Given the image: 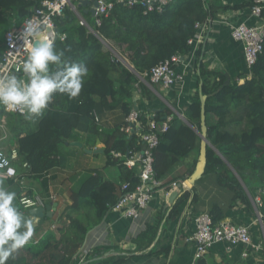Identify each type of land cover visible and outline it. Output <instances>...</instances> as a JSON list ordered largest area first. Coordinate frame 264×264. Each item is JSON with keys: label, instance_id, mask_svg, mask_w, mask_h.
Listing matches in <instances>:
<instances>
[{"label": "trees", "instance_id": "16d2710c", "mask_svg": "<svg viewBox=\"0 0 264 264\" xmlns=\"http://www.w3.org/2000/svg\"><path fill=\"white\" fill-rule=\"evenodd\" d=\"M43 1L46 0H0V9L14 16L17 28ZM211 17L212 9L206 0H173L162 13L147 15L137 8L116 5L110 15L101 18L100 26L88 15L89 26L82 24L70 10L56 20L57 27L61 28L66 38H56L55 49L64 53V59L85 64L88 76L84 78V86L77 99L70 100L67 96L55 94L44 115L31 121L23 115L8 113L0 105V126H5L11 145L16 144L19 151V161L15 163L17 173L19 175L24 170V177L42 179V187L47 192L45 173L60 165V146L74 139L75 132L79 131L101 139L107 165L119 167L120 179L119 182L111 181L104 179L99 172L91 174L82 187L71 194L72 203L61 214L60 219L67 218L70 225L67 229L63 226L57 229L60 238L49 234L36 246L28 244L24 250H18L14 258H9L7 264H22L23 251L33 258L42 256L40 264H77L74 257L89 231L101 224L107 213L117 205L120 186L128 183L130 191H133L141 183L137 167L128 168L123 165V160L111 155L118 152L128 157L140 152L139 135L135 131L130 135L123 132L125 122L108 131H100L93 113L120 107L127 118L133 110L132 96L136 84L143 95L151 99L153 93L143 86L138 77H143L175 54L189 55L192 46L188 42L196 35V24L205 23ZM4 35L0 32V53L3 51ZM104 42H109L125 55L132 68L121 63ZM201 54L199 52L197 58V91L184 113L185 120L173 115L169 109L140 113L139 121L144 127L152 114L157 122L163 121L165 115H173L168 130L160 136L154 151V178L161 182L157 190L169 191L172 182H185L196 168L201 142L198 133L201 132L199 87L202 83V94L207 99L208 140L213 147L207 150L205 175H217L221 186L234 193L233 203L240 199L249 204L244 188L250 190L251 184H259L264 206V42L263 52L252 66L250 75L236 82L224 72L208 71L203 62L200 63ZM193 153H196L193 168L187 174H180L185 160ZM24 163H28L30 168L24 169ZM14 182L10 180L9 184ZM20 193H17L18 204ZM189 197V190L181 193L169 215L170 219L179 216L180 208ZM196 200L195 194L193 202ZM17 208L22 209L21 204ZM209 214L214 223L223 219L219 206H214ZM159 227L160 222L149 225L137 240H144L145 235L154 239ZM37 231L41 234L45 230L41 226L34 234L38 235ZM126 260L127 257H119L113 262L123 264ZM195 264H207V261L202 257Z\"/></svg>", "mask_w": 264, "mask_h": 264}, {"label": "crops", "instance_id": "0c3cea01", "mask_svg": "<svg viewBox=\"0 0 264 264\" xmlns=\"http://www.w3.org/2000/svg\"><path fill=\"white\" fill-rule=\"evenodd\" d=\"M252 1L206 0L207 5L212 9V17L203 30L197 52L192 58L191 56L186 58L189 66L186 68L178 66L177 68L178 72L183 75L184 81L170 89L142 83L153 93L151 99L144 96L139 85L136 84L132 96V109L138 110L141 114L161 112L165 109H169L173 115L178 117L184 114L197 91L199 52L202 53L200 63L203 62L208 71L224 72L234 82L241 81V78L248 76L243 45L233 39L232 31L240 24L251 27L264 24V18L252 17V5H248ZM226 6L231 8L226 10L224 8ZM91 9V6L80 8L76 4L75 11H70L79 22L89 26L87 15L94 19ZM13 17L12 14L0 9V20H5L6 23L7 20L13 22V26L8 27L3 33L6 34L16 28ZM61 31V28L57 27L58 34H62ZM97 114L100 118L97 123L100 131H108L118 125L121 126L126 121L120 107L115 110H103ZM173 115L170 117L165 115L163 121L159 123L166 122L169 118H173ZM0 129H4L1 132L3 139L7 140V143H3L0 148L9 153L12 148L16 147V144L11 145V138L4 125H1ZM76 132L74 139H69L60 146V165L45 173V178L48 179L47 192H44L42 187V179L24 177V170L19 173L18 181L13 184L0 180V186L7 190L16 193L21 191L19 204L17 200L15 201L16 206L19 207L20 198L25 194L40 195L46 199L51 195L56 196V201L48 204L57 205L54 208V214L50 218H44L37 227L43 226L45 231L41 234L37 231L38 235L34 234L29 244L36 246L49 234H55L57 239L60 238L57 229L61 226L67 229L70 225V220L67 218L60 219L61 214L67 206L71 205V194L78 191L91 174L99 172L104 179L119 182L120 169L115 165H107L101 139L95 135ZM74 143H80L82 146L79 147ZM195 159L196 153L186 159L184 166L179 170L180 174H187L193 168ZM259 186L253 183L250 185V190L244 186L249 204L240 199L233 203L234 193L221 186L217 175H204L195 183L194 188L189 190L190 197L180 208V214L175 219L169 218L175 205H169L171 192L163 189L157 190L154 199L137 220L125 218L122 212L107 213L102 223L89 231L74 259H77V264H97L105 260H110L105 264H114L113 260L119 257H127L123 264H193L196 244L190 239L197 230L196 218L201 214L210 213L214 206H219L223 214L222 222L248 227L253 243L260 246L261 250L255 251L245 245L231 247L224 243L218 244L204 256L207 264H264V206L256 203L257 199L262 198V190ZM184 190H181V193ZM195 194L197 200L193 202ZM157 222H160V227L154 239L145 235L144 240H137L149 225L157 224ZM245 253L246 256H244ZM22 257V264H40L39 258H42V256L33 258L25 251Z\"/></svg>", "mask_w": 264, "mask_h": 264}, {"label": "built area", "instance_id": "2783aa9c", "mask_svg": "<svg viewBox=\"0 0 264 264\" xmlns=\"http://www.w3.org/2000/svg\"><path fill=\"white\" fill-rule=\"evenodd\" d=\"M81 1L87 0H46L41 5L33 9L32 15L17 28L8 31L4 36L3 51L0 53V78L15 74L18 77L25 78L22 71L24 63L29 56V49L35 45L31 38L25 40L22 33L26 22H31L35 28L45 32L49 39L55 42L56 38L65 40V34H58L56 20L62 18L67 10L75 11V5ZM91 1V0H89ZM97 1L98 6L95 8V23L101 25V18L110 15L116 5H121L129 9H140L144 15L150 13H162L164 9L170 5L173 0H93ZM92 7V6H91ZM251 15L255 18H263L264 15V0H253L251 6ZM210 21V20H209ZM197 23L195 26L196 34L194 38L189 40L192 46V52L189 55L175 54L171 58L160 62L149 73L143 76L144 81H149L150 85L161 86L164 89H170L184 81L183 75L177 70L178 66L184 68L189 66L186 58L195 55L197 48L202 39L204 28L208 22ZM51 29L50 32L48 30ZM232 37L235 41L243 45L244 60L249 71L254 66L263 52L264 42V24L251 27L246 24L235 26L232 31ZM248 75V76H249ZM8 113L21 115L18 111H12L5 108ZM93 116L96 123L100 121L99 115L94 112ZM185 120L184 114L179 115ZM140 112L133 109L126 118V125L122 131L130 135L134 131L140 137L141 151L130 156L118 152H112L111 155L115 159L123 160V165L128 168L139 169V178L141 183L135 190L130 191V184L125 183L119 188V201L112 209L114 212H122L125 218L137 220L141 213L146 210L150 202L155 197L157 188L161 182L154 178V151L160 142V136L169 128V118L166 122L160 124L152 115L146 127L139 121ZM19 161L18 149L12 148L10 153L5 152L0 148V180L18 181L19 175L15 167V163ZM24 169H29L28 163L23 164ZM186 189L183 181L172 182L169 185V192L176 191L181 194V190ZM156 190V191H155ZM160 190V189H158ZM165 190V189H163ZM25 201L30 202L28 205ZM56 201V196L51 195L48 199L34 195H23L20 204L23 210L32 208H45L49 202ZM256 203L262 206L261 200L257 199ZM196 233L190 239L196 244V261L204 257L212 247L218 244H227L231 247L245 245L255 251L261 250L260 246L255 245L252 240L250 229L244 226H236L228 222L214 223L212 216L209 213H204L196 218ZM247 254L245 253L244 256Z\"/></svg>", "mask_w": 264, "mask_h": 264}, {"label": "clouds", "instance_id": "9594fccd", "mask_svg": "<svg viewBox=\"0 0 264 264\" xmlns=\"http://www.w3.org/2000/svg\"><path fill=\"white\" fill-rule=\"evenodd\" d=\"M22 35L25 40L31 38L36 42L23 65L26 79L15 74L0 78V105L31 121L44 115L55 94L77 99L89 70L85 64L64 59V53L55 49L49 36L30 21ZM16 199L15 191L0 186V264H7L34 235V222L23 219ZM29 203L25 201L26 205Z\"/></svg>", "mask_w": 264, "mask_h": 264}, {"label": "water", "instance_id": "95a60500", "mask_svg": "<svg viewBox=\"0 0 264 264\" xmlns=\"http://www.w3.org/2000/svg\"><path fill=\"white\" fill-rule=\"evenodd\" d=\"M92 6L91 12L92 15L95 16V8L98 6L97 1H81L78 4V7H88ZM51 29L48 30L50 32ZM36 43V42H35ZM132 68L131 66H129ZM203 84L200 83L199 92H200V99H201V132H199V136L201 139L200 142V154L198 158V163L196 165V168L192 174V176L187 179L184 183L186 185L185 190H192L194 188L195 183L201 179L206 172V166H207V150L208 148H213L211 143L208 140V128H207V122H206V97L202 94V87ZM75 145L81 147L82 145L80 143H74ZM180 196L178 192L172 191L170 193L169 198V205H174L177 198ZM57 205H47L45 208H32L29 210H23L20 209L19 212L21 213L24 220H33L34 222V229L38 227V225L41 223V221L44 218H50L54 214V208H56Z\"/></svg>", "mask_w": 264, "mask_h": 264}, {"label": "rangeland", "instance_id": "374dc122", "mask_svg": "<svg viewBox=\"0 0 264 264\" xmlns=\"http://www.w3.org/2000/svg\"><path fill=\"white\" fill-rule=\"evenodd\" d=\"M10 26H13V22L12 20H7V23L5 22V20H0V32L3 33L4 31H6L8 29V27ZM107 46V48L109 50H112L114 52V54L116 55V57L119 59V61L121 63H123L125 66H129V61L128 59L126 58L125 55H123L117 48H114L112 44H110L109 42H104ZM114 77H117V74H113ZM141 81V83H148V81H144L143 77L139 76L138 77ZM153 86V85H151ZM4 129H0V146L3 144V143H7L6 141L7 140H4L3 139V135H2V132ZM2 147V146H1Z\"/></svg>", "mask_w": 264, "mask_h": 264}]
</instances>
